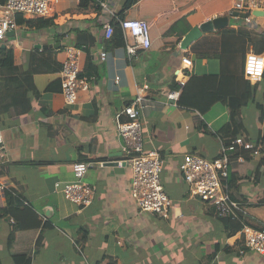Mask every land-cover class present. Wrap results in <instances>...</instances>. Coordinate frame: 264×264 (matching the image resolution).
<instances>
[{"label": "crops", "instance_id": "1", "mask_svg": "<svg viewBox=\"0 0 264 264\" xmlns=\"http://www.w3.org/2000/svg\"><path fill=\"white\" fill-rule=\"evenodd\" d=\"M127 1L55 0L48 17L16 14L15 30L0 42L24 71L36 60L40 65L27 106L0 111L8 149L0 164V264H264L243 246L240 230L229 234L215 207L189 193L178 171L186 153L218 157L216 134L230 121L224 97L239 102L250 92L240 107L245 135L255 142L263 134L264 77L246 82L244 59L255 44L240 32L264 35V13L245 27L228 16L234 0H133L128 7ZM113 15L146 21L149 48L128 57L124 43L106 39L103 24L115 21ZM218 17L227 24L181 48L190 29ZM68 46L81 50V74L89 82L71 105L60 84ZM100 52H106L104 61ZM182 57L191 60L189 69ZM183 71L188 76L175 104L167 94L178 88ZM138 93L144 97L136 104L144 149L161 156V182L171 201L166 218L139 212L130 195L131 169L114 118ZM250 157V164L236 160L231 170L251 177L239 185L240 206L248 224L262 226L264 205L257 203L264 174L254 180V168L263 158ZM76 162L89 165L84 181L95 191L83 208L62 193ZM9 189L21 204L2 215Z\"/></svg>", "mask_w": 264, "mask_h": 264}, {"label": "built area", "instance_id": "2", "mask_svg": "<svg viewBox=\"0 0 264 264\" xmlns=\"http://www.w3.org/2000/svg\"><path fill=\"white\" fill-rule=\"evenodd\" d=\"M55 0H6L0 5V42L7 37V33L15 30L14 16L22 14L32 18H45L53 12ZM264 13V0H234L228 16L237 25L250 27L254 17L253 12ZM122 33L124 49L128 57H134L138 51L146 50L150 45L149 24L141 19L120 18L113 15ZM104 36L110 39L113 33L111 21L103 24ZM81 50L66 47V58L60 70L61 94L66 105L77 101L79 90L85 91L89 88V82L80 76L79 65ZM106 52L99 53V59L104 61ZM184 68L189 69L191 60L187 57L181 58ZM264 74V55L249 52L245 55L243 75L250 83L262 80ZM188 74L182 72L179 86L170 91L167 96L176 102L184 87V78ZM144 97L138 93L129 105L115 116V126L122 143V151L126 156L131 169L130 195L134 200L139 212L152 213L161 218L168 217L171 201L164 191L161 182L162 161L156 150H145L143 145V134L141 123L138 119L139 111L136 104L142 102ZM123 117L122 120L119 118ZM250 150V156L264 159L261 144L247 141L244 142L237 137L228 146H221L218 157L208 160L196 153L183 155L178 165V171L188 187L189 193L197 196L202 201L215 207L219 217H230L238 219L245 215L240 204L229 197L224 181L228 176L230 158L239 149ZM8 149L0 131V164L7 156ZM239 162L243 161L241 155L236 157ZM88 164L76 162L71 166L72 180L64 183L62 193L66 200L80 208L89 206L95 196L92 186L84 181L88 171ZM57 186V184H55ZM0 188L4 186L0 185ZM243 246L264 259V225L253 226L247 222L243 223L239 231Z\"/></svg>", "mask_w": 264, "mask_h": 264}, {"label": "trees", "instance_id": "3", "mask_svg": "<svg viewBox=\"0 0 264 264\" xmlns=\"http://www.w3.org/2000/svg\"><path fill=\"white\" fill-rule=\"evenodd\" d=\"M6 0H0V5L4 4ZM84 0H80V5L83 4ZM133 0H128L125 4V6L131 5ZM18 17V16H16ZM122 18V17H120ZM18 22V21H17ZM111 25L113 27V33L110 37L111 40L115 41V44H122L123 38L122 33L119 28V25L116 21H111ZM247 39V42L254 43L255 44V53L262 54L264 52V35L263 34H257V33H250L247 30H241V32ZM109 39V40H110ZM36 67L23 70L19 66L15 65L14 63V53L12 48L10 47H0V106H3L0 108V111L2 110H8V108L16 107L18 104H24L27 106L28 98L27 94L31 92L34 89L33 86V75L40 71V65L38 64L36 60ZM54 70H56L54 68ZM84 73L80 74V76H83ZM264 77V74H263ZM246 82L249 83L248 80ZM250 87V86H249ZM250 91V90H248ZM248 96H243L242 101H234L232 95L229 96V99H226L227 97H224L221 99V102L227 105L229 114H230V121L223 126L216 134L218 138L221 140L223 146H228L231 144L232 141H234L237 137H240L244 142L251 141L245 134V129L242 124L241 116H240V107L245 106L248 104V100H250V92H248ZM216 99H211L207 106L205 108H208L213 102H215ZM179 101V100H178ZM242 102V103H241ZM206 110V109H204ZM256 144H261V151L264 152V132L262 135H259L255 140ZM252 142V141H251ZM250 150H244L239 149L236 154L232 155L230 158V164H229V172L226 180L223 182L224 186L227 188V193L229 194V197L238 202L240 204V194H239V185L244 180L249 178L250 176H242L240 177L239 171L231 170L232 167H237L236 165H239L240 163L236 162V157L241 155L243 157V163L240 164V166H246L251 163L252 159L250 157ZM262 168V172L260 169ZM264 159L258 161V163L255 166V176L257 178L264 174ZM251 178V177H250ZM249 178V179H250ZM4 196L6 199V209H3L1 214L6 215L7 211H12L17 209L21 201L18 199V196L16 194V191L9 189L5 190ZM258 205H264V194L261 198V200L257 203ZM217 218L224 224L225 228L228 230L229 234L238 232L241 229V226L243 223H245V217L241 216L238 219H232L230 217H219L217 215ZM11 235H14V232H12Z\"/></svg>", "mask_w": 264, "mask_h": 264}, {"label": "water", "instance_id": "4", "mask_svg": "<svg viewBox=\"0 0 264 264\" xmlns=\"http://www.w3.org/2000/svg\"><path fill=\"white\" fill-rule=\"evenodd\" d=\"M254 15H257V11L253 12ZM227 24V18L225 17H218L216 19L213 20H209L206 21L205 23L201 24L198 27H193L192 29H190V31H188L185 36L183 37V39L181 40V48L186 49L189 44L194 41L197 40L202 33L204 32H210L212 31L214 28H221L223 26H225ZM9 32L7 33V36H9Z\"/></svg>", "mask_w": 264, "mask_h": 264}, {"label": "rangeland", "instance_id": "5", "mask_svg": "<svg viewBox=\"0 0 264 264\" xmlns=\"http://www.w3.org/2000/svg\"><path fill=\"white\" fill-rule=\"evenodd\" d=\"M254 138H256V136H254ZM209 206H210V205H209ZM260 210H261V212H263V213H264V207H263V208H261Z\"/></svg>", "mask_w": 264, "mask_h": 264}]
</instances>
